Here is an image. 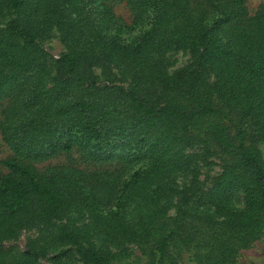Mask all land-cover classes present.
I'll list each match as a JSON object with an SVG mask.
<instances>
[{"label": "trees", "instance_id": "trees-1", "mask_svg": "<svg viewBox=\"0 0 264 264\" xmlns=\"http://www.w3.org/2000/svg\"><path fill=\"white\" fill-rule=\"evenodd\" d=\"M125 4L129 22L107 0H0V135L11 151L0 176V264H37L67 244L83 264H114L104 249L79 244L73 226L43 231L23 250L3 247L17 229L71 211L90 212L99 233L136 241L146 264H178L180 246L195 249L197 264H235L264 228V6L248 15L245 0ZM52 26L67 50L50 64L37 37ZM171 47L197 57L167 76L157 59ZM195 145L222 165L198 194L194 166L187 186L166 182L198 156L184 151ZM74 148L118 167L33 164ZM112 186L104 210L97 190ZM174 196L179 206L163 222Z\"/></svg>", "mask_w": 264, "mask_h": 264}, {"label": "rangeland", "instance_id": "rangeland-1", "mask_svg": "<svg viewBox=\"0 0 264 264\" xmlns=\"http://www.w3.org/2000/svg\"><path fill=\"white\" fill-rule=\"evenodd\" d=\"M113 6L116 15L120 16L127 22L130 21L131 15L129 8L125 4V0H107ZM246 11L248 15H253L257 10L264 6V0H245ZM65 12L71 14L69 7H65ZM11 17H7L2 21V25H10ZM140 31L139 27L127 31L123 34V38L131 40ZM37 42L47 51L49 56L48 62L51 64L54 58L67 50L66 44L60 39L59 34L52 26L45 33L37 37ZM197 57L196 50L191 48L171 47L162 56L157 59L158 67L167 76H172L184 67L191 65ZM237 57V56H236ZM95 73L102 75L101 68H95ZM112 76L115 82L127 86L128 78L124 77L117 69L112 70ZM101 77V76H100ZM212 77H210V80ZM4 102L0 104V118ZM261 155L264 159V142L258 143ZM185 153L198 155L193 158L188 168L175 171L168 176L166 182L175 185L178 189L187 186L191 181V168L194 166L198 169V186L197 194L205 191L212 183L214 177L221 171L222 165L212 157H203L199 147L186 146ZM11 155V151L7 144L1 139L0 135V176L7 172L6 167L2 164V160ZM33 164L43 169L51 165H71L84 169H115L118 165L108 164H91L81 153L75 148L67 153H60L49 159L33 162ZM130 169L127 173H130ZM117 186L111 188H101L97 190L104 210H107L115 200V192ZM241 196L238 191L233 196L232 205L240 207ZM179 198L174 196L171 200V206L167 210L166 215L161 220L163 222L170 221L174 216L176 207L179 206ZM63 226H73L77 231L78 243L88 248H102L114 256V264H146L145 255L142 254L140 246L136 241L118 238L109 233H99L95 228L94 216L88 211H71L63 218L53 220L51 224L43 226L41 223L19 228L12 235L3 240V247L6 249L23 250L31 246L34 239L41 240V233H52ZM177 253L178 264H197L195 259V249L191 246H180L175 249ZM56 256V258H54ZM37 264H83L80 256L77 254L74 246L63 245L51 250L48 255L39 257ZM235 264H264V228L259 236L254 239L251 244L244 248H240L236 256Z\"/></svg>", "mask_w": 264, "mask_h": 264}]
</instances>
